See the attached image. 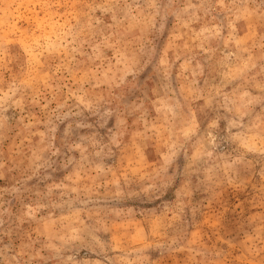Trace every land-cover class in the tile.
Listing matches in <instances>:
<instances>
[{
	"label": "rangeland",
	"instance_id": "1",
	"mask_svg": "<svg viewBox=\"0 0 264 264\" xmlns=\"http://www.w3.org/2000/svg\"><path fill=\"white\" fill-rule=\"evenodd\" d=\"M0 264H264V0H0Z\"/></svg>",
	"mask_w": 264,
	"mask_h": 264
}]
</instances>
